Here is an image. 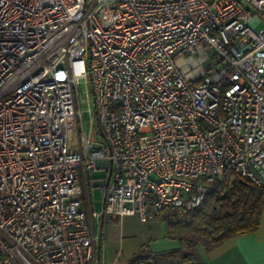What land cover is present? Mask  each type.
Listing matches in <instances>:
<instances>
[{"label":"built area","instance_id":"2783aa9c","mask_svg":"<svg viewBox=\"0 0 264 264\" xmlns=\"http://www.w3.org/2000/svg\"><path fill=\"white\" fill-rule=\"evenodd\" d=\"M262 140L264 0H0V264H96L80 169L147 221L264 187Z\"/></svg>","mask_w":264,"mask_h":264},{"label":"trees","instance_id":"16d2710c","mask_svg":"<svg viewBox=\"0 0 264 264\" xmlns=\"http://www.w3.org/2000/svg\"><path fill=\"white\" fill-rule=\"evenodd\" d=\"M212 190L195 207L165 206L153 213L164 222V235L175 247L160 252H140L129 264H202L209 253L239 234L255 231L264 209V187L236 176Z\"/></svg>","mask_w":264,"mask_h":264},{"label":"crops","instance_id":"0c3cea01","mask_svg":"<svg viewBox=\"0 0 264 264\" xmlns=\"http://www.w3.org/2000/svg\"><path fill=\"white\" fill-rule=\"evenodd\" d=\"M78 179L83 197L82 209L86 212L87 219L98 238L96 264H129L130 260L140 252H160L173 248L166 247L167 243L174 240L165 237L164 222L154 215H150L147 221H141L137 216L127 215L104 223L100 217L92 216L88 212L87 203H91L95 212H100L102 196L99 191L100 208L96 209L94 196L96 185L85 182L81 169L78 171ZM200 258L202 264H264V209L255 231L235 235L220 248L209 253L201 252Z\"/></svg>","mask_w":264,"mask_h":264},{"label":"rangeland","instance_id":"374dc122","mask_svg":"<svg viewBox=\"0 0 264 264\" xmlns=\"http://www.w3.org/2000/svg\"><path fill=\"white\" fill-rule=\"evenodd\" d=\"M261 25H257L255 26L256 29H258V27H260ZM82 97H84V86L82 84L79 85V99H81ZM87 105L86 103H82L81 104V111H82V115H81V124H83V130L84 131H88V120H89V116H88V113H87ZM100 175H102L101 173L97 172H93L91 173V177L93 178H97L99 177ZM94 196H95V199H96V203H95V208L96 209H99L100 206H99V201H98V197H100V194H99V187L98 186H95L94 187ZM175 245H177L176 241H171L170 243H167L166 247H175Z\"/></svg>","mask_w":264,"mask_h":264}]
</instances>
